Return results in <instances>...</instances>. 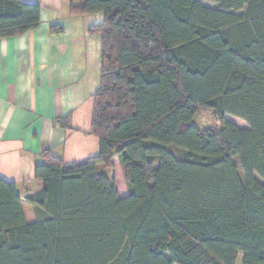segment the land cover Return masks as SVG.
I'll use <instances>...</instances> for the list:
<instances>
[{
  "label": "trees",
  "instance_id": "trees-1",
  "mask_svg": "<svg viewBox=\"0 0 264 264\" xmlns=\"http://www.w3.org/2000/svg\"><path fill=\"white\" fill-rule=\"evenodd\" d=\"M212 2L72 6L105 17L91 30L102 40L100 154L46 156L33 195L0 178V264H264V0ZM40 24V6L0 0V40ZM201 111L221 128L196 127Z\"/></svg>",
  "mask_w": 264,
  "mask_h": 264
},
{
  "label": "crops",
  "instance_id": "crops-1",
  "mask_svg": "<svg viewBox=\"0 0 264 264\" xmlns=\"http://www.w3.org/2000/svg\"><path fill=\"white\" fill-rule=\"evenodd\" d=\"M20 1L40 6L41 24L0 40V178L14 183L24 197L43 189L35 168L46 163V156L73 164L100 154V142L91 132L102 40L91 30L102 26L105 17L74 12L72 6L84 0ZM65 118L68 129L58 123ZM113 163L109 174L123 199L130 191L119 155Z\"/></svg>",
  "mask_w": 264,
  "mask_h": 264
},
{
  "label": "rangeland",
  "instance_id": "rangeland-1",
  "mask_svg": "<svg viewBox=\"0 0 264 264\" xmlns=\"http://www.w3.org/2000/svg\"><path fill=\"white\" fill-rule=\"evenodd\" d=\"M201 2L204 6L210 7L213 9H218L219 5L214 4L212 0H196ZM227 120L233 122L236 126H238L241 129L248 128L247 124L239 119L227 116ZM193 124L198 127L200 130H206V129H218L221 128V121L216 118L211 112L209 111H201L197 114ZM238 161V160H237ZM120 177L118 176V181Z\"/></svg>",
  "mask_w": 264,
  "mask_h": 264
}]
</instances>
